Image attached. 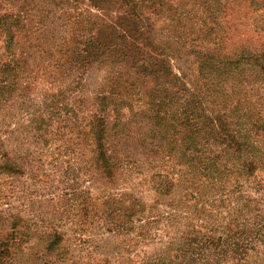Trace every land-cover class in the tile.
Returning <instances> with one entry per match:
<instances>
[{"label": "trees", "instance_id": "trees-1", "mask_svg": "<svg viewBox=\"0 0 264 264\" xmlns=\"http://www.w3.org/2000/svg\"><path fill=\"white\" fill-rule=\"evenodd\" d=\"M70 1L55 4L58 10L63 8L60 14L63 36L56 52L19 51L15 56L12 43L16 44L21 36L18 29L16 32L10 29L20 21L9 19L10 27L4 29L0 20V103L9 101L15 88L10 79L18 74H30L28 63H34L36 58L51 62L57 55V60H62L58 67L60 75H66L64 69L80 73L103 71V84L97 95L88 101H78L79 113H85L84 108L89 110L81 123H84L82 134L90 167L107 181L114 175L116 157L125 165L141 161L142 166L150 168L165 158L177 168L174 183L159 184L155 205L166 207L171 225L181 228H176L171 237L173 242L163 255L146 257L140 264H222L224 261L264 264V178L256 176L264 170V45L253 47L246 41L247 45L241 43L232 52L224 53L219 49L222 38H216L217 47L194 52L198 54L195 63L201 88L189 89L175 76L167 81L161 59L144 51V39L136 24L141 28L146 21L136 20L140 15L136 3L115 0L114 5L117 8L123 5L124 9H120L126 12L116 17L115 22L100 20L91 37L82 34V30L72 29L73 24L65 14ZM96 1L102 2L93 4L97 9L109 7L107 0ZM207 1L218 0H202L199 6ZM235 2L237 10L245 9V15L264 7V0ZM214 5L206 7L210 10ZM213 13L210 12L208 19L216 25L217 17ZM175 19L177 22L178 18ZM255 20L263 32L264 21ZM210 30L213 33L211 27L202 26L199 32L208 37ZM22 35L25 36L23 32ZM48 36L36 40L44 41ZM11 62L16 65V75H9V69L6 70ZM10 71L14 69L11 67ZM147 79L151 83L148 89ZM58 101L59 98L51 99L46 108L55 113L59 110ZM49 126L42 129L37 119L29 123L36 139L43 144L52 136ZM19 170L5 153L0 154L1 187L10 186V178ZM108 203L100 221L112 234L120 236L135 229L126 224L144 215L137 199L127 203L117 200L116 204L109 199ZM3 221L13 232L16 222H8L6 217ZM9 233L0 241L8 257L21 245L27 253L35 250L36 254L50 255V264H100L88 260L83 263L80 256L73 263L69 257L59 255L61 234L53 229L36 245L29 244L25 235L14 244L7 238L11 236ZM130 245L131 239L127 248ZM249 252L251 257L255 252L258 262L250 259ZM114 260L116 264H130L125 259Z\"/></svg>", "mask_w": 264, "mask_h": 264}, {"label": "rangeland", "instance_id": "rangeland-1", "mask_svg": "<svg viewBox=\"0 0 264 264\" xmlns=\"http://www.w3.org/2000/svg\"><path fill=\"white\" fill-rule=\"evenodd\" d=\"M58 1L61 0H0V20L4 29H9V19L20 21L10 29V32L18 29L21 36L16 44L12 43L15 56L19 51L31 54L49 49L56 52L63 36L60 26L63 8L58 10L55 5H60ZM130 1L137 4L140 15L136 20L146 21L141 28L136 24L144 39V51L161 59L167 81L175 76L185 88H201L195 63L198 54L195 53L217 47L219 40L216 38H222L219 49L224 53L232 52L241 43L261 48L264 45V31H259L255 20L264 21V7L245 15V9L237 10L235 0L207 1L200 6L202 0ZM107 2V9L101 6L97 9L93 4L102 2L71 0L65 14L73 24L72 29L82 30V34L93 37L96 23L115 22L116 17L126 12L120 9H124L123 5L119 8L114 5L115 0ZM213 3L215 5L209 10L206 5L212 7ZM213 11L212 15L217 17L216 25L208 19ZM175 18H178L177 22ZM202 26L211 27L213 33L210 30L209 36L204 37L199 32ZM22 32L28 38L24 39ZM44 35H49L46 40H36ZM57 59L56 55L51 62H42L43 58L29 62L30 74L25 76L22 73L11 78L15 88L9 101L0 103V154L5 153L20 169L10 178V186H0V241L10 232L7 222L3 221L6 217L8 222H16L15 232L12 230L11 236H7L14 244L25 235L29 244L36 245L53 229L61 234L59 255L69 257L73 263L80 256L83 263L88 260L116 264L114 259L120 258L125 259V263L140 264L146 257L163 255L168 244L173 242L171 237L176 228L180 230L181 227L171 225L166 207L155 205L156 191L161 182H175L177 168L165 158L150 168L142 166L141 161L125 165L116 157L113 158L115 170L111 181L102 179L87 161L88 152L82 134L84 123L81 121L89 110L84 108L85 113H79L78 101H88L97 95L103 84V71L80 73L64 69L66 75H60L58 67L62 60ZM11 67L14 72L10 71ZM8 69L9 75H16L14 62ZM146 82L148 89L151 83L148 79ZM55 98H59L56 104L59 110L53 113L46 107ZM31 119L41 122L42 129L50 125L48 130L52 131V136L46 143L36 139L29 127ZM263 173L264 170L258 171L256 176L263 179ZM109 199L115 204L117 200L123 203L133 199L141 201L143 217L133 218L126 224L135 229L119 236L103 227L100 218L105 207L109 206ZM157 215L160 218L156 219ZM129 239L131 245L127 248ZM17 248L8 257L3 253L4 247H0V264L52 262L48 254L39 255L35 250L27 253L21 245ZM255 252L252 257L249 252L248 256L258 262ZM222 264L233 263L224 261Z\"/></svg>", "mask_w": 264, "mask_h": 264}]
</instances>
